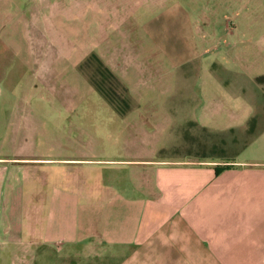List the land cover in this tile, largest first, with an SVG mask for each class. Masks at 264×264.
Masks as SVG:
<instances>
[{
  "label": "crops",
  "instance_id": "1",
  "mask_svg": "<svg viewBox=\"0 0 264 264\" xmlns=\"http://www.w3.org/2000/svg\"><path fill=\"white\" fill-rule=\"evenodd\" d=\"M177 2L161 49L171 68L155 77L171 96L108 104L121 120L168 122L153 123L169 128L167 144L137 125L118 152L69 159L77 174L45 165L31 179L42 207L30 225L16 222L26 216L16 167L0 170V264H264V0L208 3L206 23L216 16L222 32L200 49ZM125 72L141 83L142 70Z\"/></svg>",
  "mask_w": 264,
  "mask_h": 264
},
{
  "label": "rangeland",
  "instance_id": "2",
  "mask_svg": "<svg viewBox=\"0 0 264 264\" xmlns=\"http://www.w3.org/2000/svg\"><path fill=\"white\" fill-rule=\"evenodd\" d=\"M212 1L0 0V170L4 175L8 167H16L17 182L25 188L26 216L16 222L41 220L42 204L29 193L32 177L44 172L45 165L49 174H77L81 167L74 164L79 161L69 159L118 152L120 134L137 125L148 132L159 128L161 144H167V126H153L157 120L115 118L108 104L128 95L171 96L155 78L171 68L161 51L171 38V6L177 2L190 10V33L200 49L203 37L222 32L216 16L206 23ZM162 17L161 32H155ZM105 66L116 76L106 75ZM135 68L143 71L137 86L125 72ZM142 107L145 116L154 106ZM128 122L133 128L128 129ZM44 158L51 161L40 160Z\"/></svg>",
  "mask_w": 264,
  "mask_h": 264
},
{
  "label": "trees",
  "instance_id": "3",
  "mask_svg": "<svg viewBox=\"0 0 264 264\" xmlns=\"http://www.w3.org/2000/svg\"><path fill=\"white\" fill-rule=\"evenodd\" d=\"M215 170H217V169L215 168Z\"/></svg>",
  "mask_w": 264,
  "mask_h": 264
}]
</instances>
